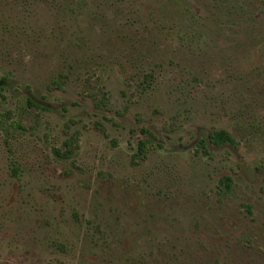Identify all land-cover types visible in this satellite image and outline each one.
Returning a JSON list of instances; mask_svg holds the SVG:
<instances>
[{
  "label": "rangeland",
  "instance_id": "obj_1",
  "mask_svg": "<svg viewBox=\"0 0 264 264\" xmlns=\"http://www.w3.org/2000/svg\"><path fill=\"white\" fill-rule=\"evenodd\" d=\"M0 86V264H264V0H0Z\"/></svg>",
  "mask_w": 264,
  "mask_h": 264
},
{
  "label": "trees",
  "instance_id": "obj_2",
  "mask_svg": "<svg viewBox=\"0 0 264 264\" xmlns=\"http://www.w3.org/2000/svg\"><path fill=\"white\" fill-rule=\"evenodd\" d=\"M2 89L3 88L0 87V96H3ZM28 103L30 105L39 107V104H37L32 98L28 100ZM2 123H4V121L0 119V126H2ZM16 126L19 127L20 124L17 123ZM200 135L201 137L199 144L201 148H207L209 144L222 145L228 143L230 144L235 143V138L233 137V135L224 128L216 129V130H208L207 132L205 133L203 132ZM148 139L149 138L139 140V151L135 154V157H139L140 155H143L145 153ZM64 144L68 145V142H65ZM56 153L60 157H69V155L71 154V149L67 148L66 152L62 153L61 148H58L56 149ZM221 183L223 184V190L224 189L228 190L231 185V178L229 176H225L221 179Z\"/></svg>",
  "mask_w": 264,
  "mask_h": 264
},
{
  "label": "flooded vegetation",
  "instance_id": "obj_3",
  "mask_svg": "<svg viewBox=\"0 0 264 264\" xmlns=\"http://www.w3.org/2000/svg\"><path fill=\"white\" fill-rule=\"evenodd\" d=\"M0 87H2V86H0Z\"/></svg>",
  "mask_w": 264,
  "mask_h": 264
}]
</instances>
